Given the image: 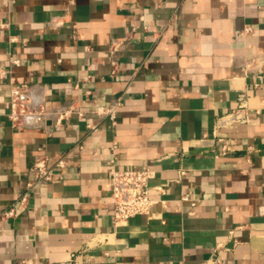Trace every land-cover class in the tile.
Returning <instances> with one entry per match:
<instances>
[{
  "label": "crops",
  "instance_id": "crops-1",
  "mask_svg": "<svg viewBox=\"0 0 264 264\" xmlns=\"http://www.w3.org/2000/svg\"><path fill=\"white\" fill-rule=\"evenodd\" d=\"M257 54L264 0H0V213L38 155L65 157L0 217V264H84L71 255L103 233L88 264H264V79L242 70ZM23 83L33 105L84 115L13 126ZM241 95L251 121L220 127ZM118 101L114 119L97 113ZM144 167L157 203L117 227L110 171Z\"/></svg>",
  "mask_w": 264,
  "mask_h": 264
},
{
  "label": "built area",
  "instance_id": "built-area-1",
  "mask_svg": "<svg viewBox=\"0 0 264 264\" xmlns=\"http://www.w3.org/2000/svg\"><path fill=\"white\" fill-rule=\"evenodd\" d=\"M174 19L176 17H173ZM252 29L247 27L243 33L250 32ZM16 39H12L15 41ZM127 38L115 39L109 45V52L114 55L120 52L123 44ZM14 64H18L19 60H13ZM114 66L113 73L117 66V62H112ZM244 75L252 76L257 79H264V54H257L248 59L242 68ZM258 85V84H257ZM31 85L27 83L11 85L9 97V112L8 118L13 126L27 125L30 122L39 121L46 123L48 118H54L56 125H61L63 121L74 114L83 116L84 113L77 106L68 105L56 111H49L44 105H33L31 102ZM120 101L110 108H99L97 113L101 115H109L112 119L116 115V107L120 105ZM251 121L249 116V109L243 95L240 97L238 107L231 113L221 119L220 127H238L247 124ZM203 141V140H202ZM216 141L221 146L220 155L228 153L229 139L225 138L221 133L216 135ZM65 166V157L60 159L51 166L49 158L46 155H38L29 169L31 178L27 183V191L19 198L17 203L11 205L9 208L1 211V218H12L17 211L26 207L29 199V190L38 183L54 182L57 175V168ZM155 170L150 167L142 169H125L117 170L111 169L110 175L112 178V194L111 200L114 206V223L117 227L126 224L132 217L142 215L146 217L151 216L152 209L157 203L153 199L151 192L153 187L150 184L151 179L155 176ZM185 174V171L181 172ZM158 191L164 189L163 187L154 188ZM108 234H99L93 237L92 242L87 247L80 249L73 253L70 261L74 263L88 264L90 256L87 251L89 248L100 246L108 241ZM215 264H219V258L214 259Z\"/></svg>",
  "mask_w": 264,
  "mask_h": 264
}]
</instances>
